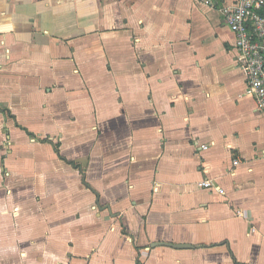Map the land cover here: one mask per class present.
<instances>
[{
    "label": "crops",
    "instance_id": "crops-1",
    "mask_svg": "<svg viewBox=\"0 0 264 264\" xmlns=\"http://www.w3.org/2000/svg\"><path fill=\"white\" fill-rule=\"evenodd\" d=\"M208 1L0 0V264H264V114Z\"/></svg>",
    "mask_w": 264,
    "mask_h": 264
},
{
    "label": "built area",
    "instance_id": "built-area-1",
    "mask_svg": "<svg viewBox=\"0 0 264 264\" xmlns=\"http://www.w3.org/2000/svg\"><path fill=\"white\" fill-rule=\"evenodd\" d=\"M219 12L235 36L237 60L247 80L245 93L253 97L257 111L264 114V0H237L222 6ZM201 186L209 188L211 184L203 181Z\"/></svg>",
    "mask_w": 264,
    "mask_h": 264
},
{
    "label": "trees",
    "instance_id": "trees-1",
    "mask_svg": "<svg viewBox=\"0 0 264 264\" xmlns=\"http://www.w3.org/2000/svg\"><path fill=\"white\" fill-rule=\"evenodd\" d=\"M73 166H77L75 163H72Z\"/></svg>",
    "mask_w": 264,
    "mask_h": 264
}]
</instances>
